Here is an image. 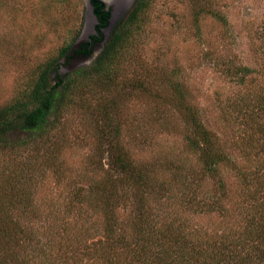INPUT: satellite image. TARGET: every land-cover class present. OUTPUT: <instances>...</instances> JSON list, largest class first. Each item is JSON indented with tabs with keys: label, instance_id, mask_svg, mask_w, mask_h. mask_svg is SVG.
<instances>
[{
	"label": "trees",
	"instance_id": "trees-1",
	"mask_svg": "<svg viewBox=\"0 0 264 264\" xmlns=\"http://www.w3.org/2000/svg\"><path fill=\"white\" fill-rule=\"evenodd\" d=\"M152 3L138 0L92 63L58 71L74 36L0 105V264H264V76L252 82L240 76L241 86L223 100V120L236 128L241 147V162L229 169L230 154L187 101L185 84L167 75L164 80L138 53ZM127 88L157 93L161 101L155 104L166 107V118L168 110L187 122V145L198 151L199 166L162 155V163L135 162L120 127L106 116L97 129L107 145L108 168L96 177L63 165L68 117L106 113L115 103L102 90ZM15 131L19 135L11 137ZM90 165L98 167L95 160ZM69 171L73 177L62 180V200L43 210L39 178L50 172L65 178ZM127 204L130 228L120 216ZM186 213L217 216L193 226ZM38 220L43 228L35 229Z\"/></svg>",
	"mask_w": 264,
	"mask_h": 264
},
{
	"label": "rangeland",
	"instance_id": "rangeland-1",
	"mask_svg": "<svg viewBox=\"0 0 264 264\" xmlns=\"http://www.w3.org/2000/svg\"><path fill=\"white\" fill-rule=\"evenodd\" d=\"M86 1L0 0V105L29 71L57 56L74 36L77 39L84 27ZM149 13L148 35L138 53L163 79L167 75L185 84L187 101L200 109L204 125L220 135L231 156L225 166L234 168L241 162L239 137L236 128L223 120L221 110L223 100L241 86L240 76L245 75L246 82L264 76V0H153ZM58 71L72 72L62 66ZM102 95L115 103L106 106V113L75 112L68 117L63 165L73 166V172L88 170L90 176L100 177L108 168L107 145L97 129L105 116L120 127L123 146L139 164L159 161L160 155L179 164L202 163L198 151L187 145L189 125L177 112L167 115V110L166 118L161 111L166 107L155 104L161 101L157 93L150 97L127 88L120 93L102 90ZM94 160L98 167L90 165ZM70 172L65 178L51 172L39 178L44 182L37 195L43 210L62 200V180L72 178ZM207 185L205 189L210 187L208 181ZM130 207L120 208L124 228L132 226ZM188 213L193 226L211 224L217 216ZM41 222L34 224L35 229L43 228Z\"/></svg>",
	"mask_w": 264,
	"mask_h": 264
},
{
	"label": "flooded vegetation",
	"instance_id": "flooded-vegetation-1",
	"mask_svg": "<svg viewBox=\"0 0 264 264\" xmlns=\"http://www.w3.org/2000/svg\"><path fill=\"white\" fill-rule=\"evenodd\" d=\"M137 1L138 0H87L85 11H87V5H89L94 19L96 33L90 35V40L82 45V51H92L96 44L103 39H106L107 42L113 35L117 26L123 22L135 7Z\"/></svg>",
	"mask_w": 264,
	"mask_h": 264
},
{
	"label": "water",
	"instance_id": "water-1",
	"mask_svg": "<svg viewBox=\"0 0 264 264\" xmlns=\"http://www.w3.org/2000/svg\"><path fill=\"white\" fill-rule=\"evenodd\" d=\"M95 33L96 31L94 28V19L91 14V8L89 5H87L84 27L80 35L73 43L71 49L68 51L66 55L62 57V59L58 63L60 64V67L61 66L66 67L67 70L73 71L80 66L92 63L98 57V55L101 53V51L104 49L106 45V39H103L98 44H96V46L92 51L90 52L82 51L83 48L82 45L86 41L90 40V35Z\"/></svg>",
	"mask_w": 264,
	"mask_h": 264
}]
</instances>
